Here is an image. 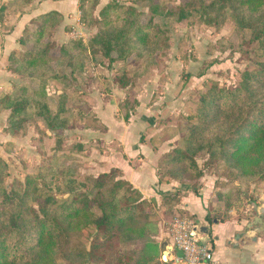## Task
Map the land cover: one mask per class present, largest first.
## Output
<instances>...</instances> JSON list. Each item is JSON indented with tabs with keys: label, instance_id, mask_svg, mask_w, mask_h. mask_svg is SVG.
<instances>
[{
	"label": "trees",
	"instance_id": "1",
	"mask_svg": "<svg viewBox=\"0 0 264 264\" xmlns=\"http://www.w3.org/2000/svg\"><path fill=\"white\" fill-rule=\"evenodd\" d=\"M152 12L143 21L133 6L121 11L119 5L108 3L100 11L103 27L88 45L81 41L70 48L61 45L56 54L50 52L45 33L60 13L50 10L37 15L35 27L17 39L25 49L12 50L7 57L6 69L33 85L15 84L16 93H0V112L8 110L5 129L24 133L32 118L42 119L54 133L64 129L66 94L60 93L51 109L46 90L51 79L63 77L53 72L54 67L67 66L74 73L83 69L87 53H99L115 61L126 60L133 52L140 55L147 48L158 49L161 33L152 21L157 7ZM165 14L177 21L194 15L209 26H218L228 15L238 28L249 31L248 40L258 43L255 52L261 59L254 68L241 73L237 86L212 84L200 96L197 121L187 125L182 144L160 157L158 182L164 175L183 180L185 189L199 195L203 168L196 156L202 151L208 154L207 162L223 161L237 179L264 175V0H185ZM118 82L121 87L127 84L124 78H118ZM60 158L56 154L49 157L46 174H27L23 182L15 179L8 187L4 184L8 165L0 157V264H89L92 260L153 264L161 260L162 248L155 240V228L145 213L143 199L128 180L116 176L119 170L87 177L90 187L84 189L85 182L79 183L71 175V164ZM52 176L59 177L67 187L70 196L63 201L40 192L39 180L49 183L46 179ZM241 187L242 181L227 191H216L218 199L223 200L225 216L244 191ZM179 192L175 189L162 196L172 201L178 199ZM136 221L140 225L136 226ZM86 232L91 234L89 247L80 245V237ZM113 241H138L140 245L116 255L113 262L104 249Z\"/></svg>",
	"mask_w": 264,
	"mask_h": 264
},
{
	"label": "rangeland",
	"instance_id": "2",
	"mask_svg": "<svg viewBox=\"0 0 264 264\" xmlns=\"http://www.w3.org/2000/svg\"><path fill=\"white\" fill-rule=\"evenodd\" d=\"M29 1H4L7 4H2L0 9L9 5L12 13L7 12L5 17L1 10L0 20L3 22L6 19L10 25H16L17 12L22 11ZM184 1L76 0L80 13L75 11L72 16L66 17L60 13L56 23L46 27L45 40L50 44V52L56 54L61 45L70 48L78 41L88 45L91 37L103 27L100 11L108 3L119 5L121 11L133 6L143 21L151 17L152 9L157 7L158 12L152 16V21L159 27L162 40L158 49L147 48L140 55L133 52L126 60L109 61L99 53H87L80 71L71 73L67 66L54 67L53 72L63 75L59 79L64 83L62 92L66 94V111L62 116L66 122L62 130L45 132L48 129L43 120L32 118L27 122L24 133L13 134L5 129L8 110L3 109L0 112V157L8 165L5 185L9 187L15 179L23 182L27 174H46L48 159L56 154L61 155V161L71 164V175L79 183L85 182L84 189H87L90 187L87 177L97 176L113 168L119 170L116 176L122 177L118 168L120 152L124 156L129 155L133 167L140 158L147 165L151 164V160H147L151 145L140 147L145 151L142 154L141 150L135 148L138 143H147L150 139L153 145L159 139L163 142V154L182 144L187 125L197 121L200 96L206 89L212 84L219 87L237 86L241 73L254 68L256 61L261 59L255 52L258 43L249 42V31L238 28L228 15L218 26H209L194 15L177 21L165 14ZM35 17L25 24L24 34L35 27ZM13 74H10L14 77L12 88L9 92L0 93H16L15 84H24L28 88L33 85L31 80ZM118 78H124L126 86L121 87ZM59 94L54 96L55 105ZM49 97L50 104L53 98ZM2 131L6 133L4 136ZM159 160L156 169L161 165ZM196 160L203 168L202 177L214 181V189L227 191L242 181L241 188L244 191L234 201V209L240 218H248L251 222L260 221L261 226H264V211H261V208L264 209V175L237 179L223 161L207 162L208 154L205 151L199 153ZM140 164H143L142 161ZM137 177L142 180L140 176ZM161 179L167 184L174 183L172 188L161 192L158 184L156 187L151 184L153 190L150 189L145 198L130 183L143 199L145 213L155 228V240L160 247L163 241L170 238L169 221L177 213L176 204L187 185L183 180H174L166 175ZM46 181L50 182L39 180L41 193L53 194L59 201L70 196L59 177H48ZM147 183H150L149 180ZM175 189H180L178 199L165 201L162 195L175 192ZM92 191L94 193L95 189ZM139 223L136 221L135 225ZM90 238V232L83 234L80 245L89 247ZM116 242L104 248L107 257L113 262L117 259L116 255L127 253L140 245L138 241ZM89 264L103 263L101 260H92ZM153 264H162V261L157 260Z\"/></svg>",
	"mask_w": 264,
	"mask_h": 264
},
{
	"label": "crops",
	"instance_id": "3",
	"mask_svg": "<svg viewBox=\"0 0 264 264\" xmlns=\"http://www.w3.org/2000/svg\"><path fill=\"white\" fill-rule=\"evenodd\" d=\"M4 1L6 0H0V7L2 4H7ZM8 6L7 8L4 7L3 10L0 9V14L2 10L5 17L7 16V12L12 13ZM21 10L22 11H18L16 14L14 22L16 25L14 26L10 25L6 19H3V22L0 20V91L3 92H9V89L13 86L14 74L7 71L5 67L7 65L8 54L11 50H23V48H25L17 41L23 34L25 24L32 17L50 10H56L65 17L69 15L72 16V13L75 11L80 13L77 8L76 0H30L28 5ZM10 74H13L12 77ZM63 84L64 83L60 79H51L47 85V93L53 98L49 104L51 109L55 108V104H53L55 101L54 96L62 92ZM45 132H49V130ZM2 134L4 136L6 133L2 131ZM144 143H138V146L135 148L141 150L142 154H145V151L140 147L151 145L150 152L147 155V160H151V164L147 165V163L140 158L137 165L133 167L130 164L133 163V161L129 159V155L124 156V153L120 152V165H118L123 179L128 180L133 184L134 188H137L139 192L144 194L143 198H145L146 195L153 190V186L156 187L157 184L162 190L161 192L170 190L174 184H167L165 182L159 183L156 176L157 160L160 158L161 154L165 152V150H162L163 142L161 143L158 139V141L153 142L152 145L151 140L148 139V142ZM141 161L143 164H140ZM137 175L141 177L144 183L141 182L142 180H139L140 178H138ZM148 180L150 183H147ZM199 180L201 183L199 195L185 189L180 201L176 204L178 208L177 212L192 214L201 227H207L205 233L208 235L213 245L214 256L221 264H264V226H261V222L256 220H252L253 222H251L248 218H240L234 207L228 210L226 212L227 216H225L223 200L218 199L215 195L219 188L214 189V181L211 179L206 180V178L202 176ZM145 183H147V185L143 186ZM261 211L263 212L264 209L261 208ZM165 247L166 249L172 248L170 238L161 243L162 251H164ZM172 253L178 252L173 249ZM171 255L173 254H169V256ZM163 263L168 264L167 262H162V264Z\"/></svg>",
	"mask_w": 264,
	"mask_h": 264
},
{
	"label": "built area",
	"instance_id": "4",
	"mask_svg": "<svg viewBox=\"0 0 264 264\" xmlns=\"http://www.w3.org/2000/svg\"><path fill=\"white\" fill-rule=\"evenodd\" d=\"M200 227L192 214L173 215L168 228L172 248H164L161 260L168 264H221L214 256L210 238ZM173 249L178 253H172Z\"/></svg>",
	"mask_w": 264,
	"mask_h": 264
},
{
	"label": "water",
	"instance_id": "5",
	"mask_svg": "<svg viewBox=\"0 0 264 264\" xmlns=\"http://www.w3.org/2000/svg\"><path fill=\"white\" fill-rule=\"evenodd\" d=\"M200 230L203 231V232H206L207 231V227L202 226V227H200Z\"/></svg>",
	"mask_w": 264,
	"mask_h": 264
}]
</instances>
